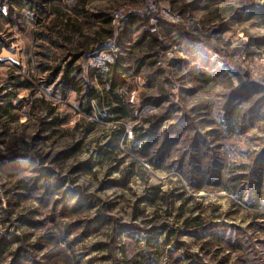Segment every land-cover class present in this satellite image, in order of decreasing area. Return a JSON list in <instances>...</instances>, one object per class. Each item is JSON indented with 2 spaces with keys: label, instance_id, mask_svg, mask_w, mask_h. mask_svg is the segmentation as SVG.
<instances>
[{
  "label": "rangeland",
  "instance_id": "374dc122",
  "mask_svg": "<svg viewBox=\"0 0 264 264\" xmlns=\"http://www.w3.org/2000/svg\"><path fill=\"white\" fill-rule=\"evenodd\" d=\"M0 264H264V0H0Z\"/></svg>",
  "mask_w": 264,
  "mask_h": 264
},
{
  "label": "trees",
  "instance_id": "16d2710c",
  "mask_svg": "<svg viewBox=\"0 0 264 264\" xmlns=\"http://www.w3.org/2000/svg\"><path fill=\"white\" fill-rule=\"evenodd\" d=\"M17 4V1H15ZM21 6V2H19ZM136 19L132 18L127 22L126 27L121 33V38H129L128 32L131 29V25L135 24ZM150 35V31H145L144 36L148 37ZM152 43V40H149ZM72 63L69 65V69L66 73H64L61 77L62 87L63 89H73L78 93L81 92V80L77 78V68H70ZM102 74V75H101ZM127 69L124 67V63L122 58L115 57L112 62L109 63L108 69L104 72L99 73L100 82H106L107 87L105 88V93L103 91H96L94 88H90V90L86 93L84 92L85 101L83 102V109L89 114H93L96 112L97 108L99 110V115H102V112L106 114H111L112 118L115 120L122 119H133L135 118L132 115V109L130 101H127L124 93L121 91L126 83ZM5 112H9V109H5ZM103 116V115H102ZM164 118H156L155 120L150 122V125L147 127H137L135 130V141L143 142L144 146L141 148L142 150H150L154 145L159 143L160 133L159 128L163 122ZM124 126L122 130H124ZM82 200V198L80 199ZM79 200V201H80ZM5 248H3V252Z\"/></svg>",
  "mask_w": 264,
  "mask_h": 264
},
{
  "label": "built area",
  "instance_id": "2783aa9c",
  "mask_svg": "<svg viewBox=\"0 0 264 264\" xmlns=\"http://www.w3.org/2000/svg\"><path fill=\"white\" fill-rule=\"evenodd\" d=\"M165 8V7H164ZM169 9V8H168ZM161 10H162V8H161ZM150 14H152V13H156V9H155V7H153V6H151L150 8H149V11H148ZM160 15H162V16H164V17H166V18H168V19H170L173 23H175L176 22V20H175V18H174V16H171L168 12H166V11H164V9L162 10V12L160 13ZM121 19V18H120ZM157 29V27L155 26V27H152L150 30H156Z\"/></svg>",
  "mask_w": 264,
  "mask_h": 264
}]
</instances>
